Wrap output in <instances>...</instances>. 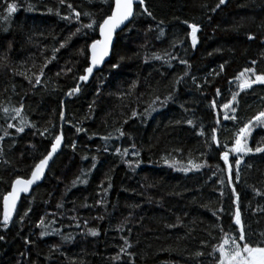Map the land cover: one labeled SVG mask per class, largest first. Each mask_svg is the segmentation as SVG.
<instances>
[{"label":"trees","instance_id":"trees-1","mask_svg":"<svg viewBox=\"0 0 264 264\" xmlns=\"http://www.w3.org/2000/svg\"><path fill=\"white\" fill-rule=\"evenodd\" d=\"M218 2L145 0L154 19L142 15L129 24L131 30L117 35L111 60L80 85L78 77L89 63V53L80 51L99 38L98 29L83 27L91 22L84 13L101 22L110 14L108 5L0 0V220L2 197L14 180L29 178L56 135L64 139L44 182L22 199L8 228L0 227V264H217L220 228H236L235 197L221 148L228 151L239 127L264 110V85L240 90L235 83L245 68L264 74V0H226L212 11ZM6 3L17 10L9 14ZM68 3L81 12L79 23ZM184 21L200 26L195 49ZM181 58L190 67L179 63ZM41 71V83L35 85ZM76 84L80 92L69 96ZM170 92L174 99L161 107ZM224 103L234 104L228 116L236 120L224 119ZM21 106L16 116L13 109ZM21 117L22 133L16 131ZM213 128L221 147L212 140ZM37 129L47 132L41 136ZM257 144H264V126L253 128L248 138L249 147ZM235 158L229 152V162ZM189 161L205 166L196 170ZM77 177L87 183L73 184ZM234 186L245 229L251 240H259L264 153L242 157L240 182ZM221 207L225 211L217 219L213 213ZM41 219L47 229L37 227ZM93 229L97 236L90 234ZM44 231L48 234L42 236ZM198 251L203 255L196 256Z\"/></svg>","mask_w":264,"mask_h":264},{"label":"snow or ice","instance_id":"snow-or-ice-1","mask_svg":"<svg viewBox=\"0 0 264 264\" xmlns=\"http://www.w3.org/2000/svg\"><path fill=\"white\" fill-rule=\"evenodd\" d=\"M66 0H60L61 4H64ZM90 2H93V0H90ZM101 3H104L108 5V11L110 14H107L101 22H97L95 19L92 18L91 13H84V15L88 16L91 20L90 23L84 24L83 27L87 28L89 30L95 31L98 29L99 32V38L92 39L90 44H86L85 49H81L80 54L86 55V53H90V56H87L86 59L89 61L88 65L84 67L83 72L84 74L80 75L78 77V80L81 82H87L89 80V77L92 76L93 71L98 66L102 65L105 61V58L110 55L111 52L114 51V45H113V36L117 32V29H120L123 31L125 28L128 30H131L129 28V24L134 25L136 18L142 15H146L148 17H153V13L149 10V8L146 6L145 0H101ZM134 3L137 6V12L134 15ZM226 3V0H219V2L215 5V8L212 9V11H215L216 9L220 8L221 5H224ZM67 7L69 9H72V14L75 17V20L77 23H79L81 12L76 11L73 9L72 4L68 3ZM17 10V5L12 3H6V11L11 14ZM71 16H64L63 19L70 20ZM154 19V17H153ZM128 22V23H126ZM159 23H163V21H160ZM185 24H187V28L190 29V39H191V47L193 49L196 48L198 44V37L197 33L200 32V26L196 23H188L187 21H184ZM124 26V28H121V26ZM81 31L80 28L76 29V32L79 33ZM75 34V33H74ZM87 35V33H84ZM161 35H163V32H161ZM249 40L255 39L253 35L248 36ZM65 44H61L60 47L63 48ZM58 51V49H57ZM168 55H171L170 53ZM54 58V57H53ZM173 59H176V57H172ZM123 57H121V60ZM155 59L159 60L161 59L160 56H156ZM179 63L187 65V60L180 59ZM253 64L256 63V61H252ZM47 65H45L46 67ZM112 67L117 68L119 67V64H113ZM221 71L224 70V65L220 66ZM68 71H71V69H68ZM250 73L251 76L254 77V79L246 78L245 74ZM188 73L185 72V75ZM59 75V73H58ZM43 76V71H41V75L37 76L35 79V85H39L41 83V77ZM241 78H244L242 83L239 85L240 89H246V88H252L254 84H260L264 85V74H257L253 68H245L240 74L235 77L236 80H241ZM183 77H180L179 79H176L174 81V86L179 85ZM32 83V81H29ZM231 83V81L229 82ZM34 85V86H35ZM80 85L76 84L74 87H72L68 91V95L71 96L74 92L78 93L80 92ZM175 87L173 88V91H175ZM217 95H220V90H216ZM238 93H234L232 100H236V96ZM159 100V97L156 98ZM174 96L170 92L164 100H160L161 107L165 106L170 100H173ZM212 107L216 108L217 103L216 101L212 102ZM224 109L231 108V103H224L223 104ZM5 113H7L9 110L7 108L3 109ZM23 108L22 106L20 108H15L13 111L15 112L16 116H20V113L22 112ZM156 109L153 108L152 111H155ZM232 111H235V108H232ZM135 116L136 113H133ZM60 117L63 119L64 113L63 111L60 112ZM233 119L236 120L237 117L231 116L229 117L227 114L224 115V119ZM179 123V121H177ZM217 124L220 123L219 120L216 121ZM24 121L21 117V126L16 128L17 132H24L23 127ZM187 124L190 126H193V121L191 119L187 120ZM14 125L8 124V128H12ZM264 126V110L259 111L256 115H254L251 119H249L247 122L243 124V126L239 127L235 138H234V144L233 146L228 149V151L223 150L221 148V159L223 160L224 164L227 166V172H228V180L227 184L229 187H231V195L235 197V200L233 203L236 204V208L233 215V222L236 225V228H232L229 226L227 229L224 227L220 228L221 233L223 234L221 239L222 243L219 244L218 247L214 249L215 252L219 253L218 257H214L217 260V264H264V233H261V239L253 241L250 239L249 233L245 229V225L242 221V214L241 209L239 206L240 202V196L237 192L235 184H238L240 182V165L242 163V156L241 154L247 155V154H256V153H264V144H257L254 148L248 146V138L251 136L252 130L255 127ZM39 134L41 136H44L47 132V129L45 131L40 132L39 129H37ZM79 132L80 129H77ZM119 131V130H118ZM213 136L212 140L216 143L217 147H221L219 141L216 139V136L214 133L216 132V129H212ZM7 135V133H5ZM120 135L123 136L124 132L120 131ZM199 135H204V132H199ZM111 136L108 137H102V139H110ZM2 139V137H0ZM62 135H56L54 137V141L50 144V150L46 149L44 153L41 154V158L39 159L38 163L34 164V168L31 170V176L28 179H21L17 178L14 180V182L11 184V191L7 194L3 195V214H2V220H0V227H3L4 229H7L10 222L13 220V213L16 211V205L17 201L20 199L21 193H28L31 186L35 184L36 182L40 181L45 176L46 169L49 168V161L53 159V156L58 152V150L61 147L62 143ZM73 150H75V144L72 145ZM226 148L227 145H224ZM133 148H135V145H133ZM117 153H120V149H116ZM229 152L236 154V158L232 163L229 162ZM3 154V149H0V155ZM128 149H124L122 155H127ZM133 155H138V152L132 153ZM84 159H88L87 156L83 157ZM93 160H95V157H93ZM165 163H168L167 159L165 160ZM173 164H170L169 166H174ZM189 164L192 165L196 170H199L201 167L205 165L201 164H192V161H189ZM92 167H95V164L92 165ZM235 168V173L233 174V169ZM191 169H184V171H189ZM82 175L86 176L87 173H83ZM79 183H87V179L81 180L80 177H77L76 180L73 181V184ZM221 184H224V181H220ZM111 185H109L110 187ZM257 195H261L259 190H255ZM221 196L224 195L223 192L220 193ZM60 205H58L59 207ZM30 211V210H29ZM224 208H218L217 212H214V215H217L219 212H224ZM25 215H27V212H25ZM220 217L217 215V219ZM37 227H43L47 229V225H45V221L41 219L37 225ZM79 227V225H77ZM174 227V225H173ZM47 231H44L41 233V235H47ZM90 234L92 236H97L98 233L96 230H90ZM4 236L0 235V240H3ZM64 240L70 239V237L65 236L63 237ZM125 245L127 247H131V244L128 243L127 240H125ZM121 252L124 254H128L126 249H121ZM196 256H202L203 252H197L195 254Z\"/></svg>","mask_w":264,"mask_h":264},{"label":"water","instance_id":"water-1","mask_svg":"<svg viewBox=\"0 0 264 264\" xmlns=\"http://www.w3.org/2000/svg\"><path fill=\"white\" fill-rule=\"evenodd\" d=\"M136 7H137V6H136V4L134 3V15H135V13H136ZM126 23H128V22H126ZM121 28H124V26L122 25ZM125 29H126V28H125ZM125 29H124V30H125ZM124 30H123V31H124ZM121 32H122V31H121L120 29H117V32H116V33L114 34V36H113V45L115 44V41H116V39H117V35H119ZM98 36H99V32H98ZM89 56H90V53H89ZM111 57H112V52L110 53V55H109L108 57L105 58V61H104V63H103L102 65H100V66H98L97 68L94 69L92 76H90V77H89V80H88L87 82H84V83H89L90 80L92 79V77L94 76V74H95L97 71H100L101 69H103L104 66H105V65L111 60ZM82 83H83V82L80 81V85H81ZM78 93H79V92H78ZM78 93H75V94H78ZM59 135H62V133H60ZM62 137H63V135H62ZM63 144H64V139H62L61 147H60V149L58 150V152L53 156V159H52L51 161H49V168L46 169V171H45V176H44L40 181H38V182H36L35 184H33V185L31 186V188H30V190H29L28 193H21V194H20V199L17 201V205H16V211L13 213V219L15 218V216H16V214H17V211H18V209H19V206H20V204H21L22 199H23L24 197H29V196H31L33 190H34L37 186H39L40 184H42V183L44 182V180H45V178H46V176H47V173H48V171H49V169H50V166L52 165V163H53V161L55 160V158L61 153L62 148H63ZM30 176H31V174H30ZM30 176H29V178H30ZM21 179H23V178H21ZM27 179H28V178H27ZM10 191H11V190H10ZM2 208H3V206H2ZM2 214H3V212H2Z\"/></svg>","mask_w":264,"mask_h":264},{"label":"rangeland","instance_id":"rangeland-1","mask_svg":"<svg viewBox=\"0 0 264 264\" xmlns=\"http://www.w3.org/2000/svg\"><path fill=\"white\" fill-rule=\"evenodd\" d=\"M245 77H246V78H250V79H254V77L251 76L250 73H246V74H245ZM243 79H244V78H241V80H236V79H235V83H236V85H237V87H238L239 89H240L239 85L242 83ZM246 89H248V88H246ZM246 89H243V90H246ZM240 90H241V89H240ZM232 108H234V104H231V108H229V109H225V113H226L227 115H230L231 113H233ZM234 155L236 156V154H234ZM241 156L243 157L244 154H241Z\"/></svg>","mask_w":264,"mask_h":264}]
</instances>
